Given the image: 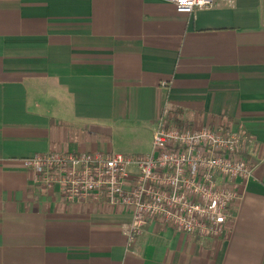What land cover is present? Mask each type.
I'll return each mask as SVG.
<instances>
[{"label":"crops","instance_id":"obj_1","mask_svg":"<svg viewBox=\"0 0 264 264\" xmlns=\"http://www.w3.org/2000/svg\"><path fill=\"white\" fill-rule=\"evenodd\" d=\"M165 109L171 125H225L253 140L254 173L220 239L152 218L128 245L131 209L70 203L23 163L117 152L77 147L70 130L154 135ZM150 136L133 153L150 151ZM0 264H264V0L193 13L168 0H0Z\"/></svg>","mask_w":264,"mask_h":264},{"label":"built area","instance_id":"obj_2","mask_svg":"<svg viewBox=\"0 0 264 264\" xmlns=\"http://www.w3.org/2000/svg\"><path fill=\"white\" fill-rule=\"evenodd\" d=\"M168 1L183 13L218 2ZM168 114L165 109L147 153L48 151L23 163L70 203L107 201L131 209L132 220L124 224L128 245L152 218L181 233L220 239L235 217L240 185L253 176L255 165L244 155L253 140L225 125H171Z\"/></svg>","mask_w":264,"mask_h":264},{"label":"rangeland","instance_id":"obj_3","mask_svg":"<svg viewBox=\"0 0 264 264\" xmlns=\"http://www.w3.org/2000/svg\"><path fill=\"white\" fill-rule=\"evenodd\" d=\"M94 127V126H92ZM71 140L77 143H86L87 141L94 143L96 145L95 150L101 147L102 143H106L108 150L117 151L125 154H132L138 149H144L149 145L150 133L148 129H140L139 134L132 132L127 128L116 127L113 134H109L105 130H98V128H85L81 130L80 128H75L70 130ZM135 149V150H132ZM139 150V151H141ZM150 150V148L148 149ZM135 154V153H133Z\"/></svg>","mask_w":264,"mask_h":264}]
</instances>
